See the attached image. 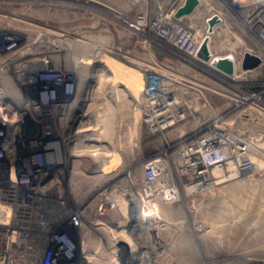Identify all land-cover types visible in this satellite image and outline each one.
Returning <instances> with one entry per match:
<instances>
[{
  "label": "rangeland",
  "instance_id": "rangeland-1",
  "mask_svg": "<svg viewBox=\"0 0 264 264\" xmlns=\"http://www.w3.org/2000/svg\"><path fill=\"white\" fill-rule=\"evenodd\" d=\"M179 1L0 0V33L10 34L16 40L21 37H30V34H33L31 30L39 34L53 32L57 35L67 36V33H70L69 38L74 41H78L82 36H86L87 40L99 38L97 47H86L85 60L95 66L86 68V77L98 81L99 85L88 86L90 90H87L85 95L86 111L83 117L86 118V126L91 125L96 129L94 132L96 136L101 135L109 124L111 128V140L107 138L104 142L103 140L97 142L98 145H107L111 149L109 154L102 152L103 160H99L102 165L92 163L95 159L93 158L91 161L92 154L90 156L89 154L83 155L86 168L90 169L86 170L87 177L94 178L92 183L86 179L88 184L84 196L78 195L77 189L80 184L85 186L86 182L81 178L75 183L72 182L74 179L69 176L76 162L71 157L67 158L66 173L62 171L66 177L64 182L66 181L67 184L70 181L69 187H67L69 197L65 202V209L60 206L64 202L60 195L62 185L60 182L62 183V181L57 180L56 185L52 189L49 188L52 179H47L46 170L41 176H37L33 182L34 186H20V181L11 178L0 179V193L4 189V196L1 198L2 205L6 204L9 214L16 216V218H10L11 222L8 221V225H2L0 222V233L9 234L10 237L0 236V262H3L1 258H4L5 264H13L17 257L21 258L24 255L27 260L32 254L25 249L32 246L38 257L34 254L36 258H33V262L35 264H140L148 257L151 261H149L150 264L179 263L174 254V208L179 210L180 207L182 216L190 218L189 205L192 204V198L188 196H183L181 205H166L162 208V217L170 223V226L167 231L161 234L162 241H156L158 244L152 239L146 241L138 234L139 232L132 233L126 227L108 224L107 228L103 226L104 229H100L95 226L96 220L104 222L100 217H96L99 196L102 195L103 201H117L121 211L124 208H126L125 210L130 209L131 195L140 189L144 164L174 150L170 149L173 144L169 146L165 138L153 135L145 127H140L138 98L141 86H139V82L142 78V70L152 76L160 69L159 66L173 64V62H177L178 58L188 62L189 58L167 46L150 30L139 32L130 24L136 25L140 15L145 13H149V19L153 20L157 12L160 10L172 11ZM199 19L198 17L196 22H199ZM32 43L30 41L28 44ZM47 56H55L59 59H54L55 63L53 62L48 69L38 67L36 71L34 70L38 82L35 86L28 84L33 89L37 88L44 80L55 77L61 72L68 71L73 79L77 77L76 68L63 66L60 61L63 58H67V61L76 59L77 56L73 51L65 52L62 48L54 47L49 52L40 55V58L48 59ZM32 70L30 68L22 69L26 74L28 73V75L22 76V86L26 87L24 85L27 84L26 77L30 78L34 74ZM30 71L32 75H30ZM255 82L264 86L263 81ZM249 83L252 82L227 81L226 83L221 82V85L227 86L231 91L243 97L248 91L246 85ZM70 87L72 89V86ZM119 92L124 93L123 97L117 96ZM220 98L218 103L228 106L229 101ZM45 102L44 99L42 102L33 96L20 102L24 114L22 123L31 126V130L28 133L26 131L18 133L21 138L18 140L23 143L24 149L16 155L17 160L18 158L23 159L24 152L30 151L27 148L28 141H37L39 145L37 148L40 150L41 146L46 145L45 141L49 137L60 138L65 135V130H62L61 126L62 121L67 118L65 115H68L69 110L71 114L72 110L78 108L76 105L75 109L72 108L76 100H71L67 108L60 107L54 110L46 107ZM233 104H229L230 106L224 113L226 120L234 119L237 114L239 115L244 112L242 110L249 107L246 105L236 108ZM262 105L264 106V94ZM94 111H96V117L86 116V113H94ZM52 112L54 116L51 114ZM88 117H91L89 119L91 122L87 120ZM77 118L70 116V124L72 125ZM90 132L93 134L91 130ZM49 133L50 135H47ZM67 141H75V132L70 131L66 134V143ZM262 141L260 147L264 150V138ZM64 151L68 153L66 147ZM13 158L9 160L13 161ZM38 158V156H34L32 159L25 160L29 164L32 163L31 161L37 164V162H41ZM261 164L264 166V162L261 161ZM30 165L23 164L21 168L27 169ZM106 168L107 172L104 174ZM96 171H99L98 174ZM98 175L110 177L102 185L95 187ZM257 177L251 182L256 185L255 187L264 190V175ZM22 181H28V177H23ZM15 200L18 202L16 203ZM19 200L23 201V206ZM197 200L199 199H193L195 201L193 215L197 219L206 220L204 211L196 203ZM116 215L118 218L122 217L120 211ZM47 220L51 222L49 226L43 224ZM110 228L111 232L114 230L112 234L109 233ZM122 233H125L126 236ZM21 239L28 240L29 244L21 245ZM64 242L65 246L63 245L61 248ZM141 257L144 258L141 259Z\"/></svg>",
  "mask_w": 264,
  "mask_h": 264
},
{
  "label": "built area",
  "instance_id": "built-area-1",
  "mask_svg": "<svg viewBox=\"0 0 264 264\" xmlns=\"http://www.w3.org/2000/svg\"><path fill=\"white\" fill-rule=\"evenodd\" d=\"M198 1V6L190 15L176 17L177 11L186 3V0H180L172 11L160 10L153 20L149 19V13H145L140 15L136 25L130 24L139 32L150 30L156 38L189 59L185 62L178 58L173 64L159 66L160 69L152 76L147 73L142 76V87L138 98L139 123L153 135L165 138L169 146L173 144L170 149L174 150L144 164L140 189L131 195L130 209L123 212L117 201H103L102 195L99 196L96 217H100L104 222L96 220L95 226L100 229L103 225L107 227L108 224L126 227L132 233L139 232L138 234L146 241L152 239L158 244L156 241L161 240V234L170 226V223L162 217V208L166 205H181L183 196H188L192 198V204L189 205L190 218L185 216L184 218L189 222L190 230L197 235H212L213 226L206 220L194 217L195 201L193 199L202 200L221 186L264 175V166L261 164V161L264 162V150L260 147L264 132L256 133L250 129L236 128L226 120L225 112L218 116H206L212 109L213 97H222L229 101V104L234 103L236 108L248 105V108L242 110L244 112L253 110L264 114L262 105L264 86L249 83L246 85L248 91L242 97L227 86L221 85V82L227 81L239 83L243 73L254 70V68L244 69L247 55L260 61L258 67L264 66V0ZM198 17L199 22H196ZM35 34L39 41H43L40 42L41 49L34 52V55H42L43 52L47 53L55 47L39 33ZM67 40L74 42L69 37ZM206 40L211 56L209 61L199 57L200 49ZM145 42L148 43V41ZM31 45L36 43L27 44L26 47ZM0 46L5 51V54L0 55V63L3 66L17 61L23 50L19 48L18 40L11 35H6ZM62 50L67 48L62 47ZM47 57L42 67L45 69L50 68L48 61L59 59L55 56ZM228 57L233 59L234 75H229L214 65L215 60ZM179 66L187 71H180ZM36 69H33L32 73ZM26 82L27 85L35 86L38 82L37 74L34 73ZM76 88L75 80L66 71L44 80L37 88L35 87L34 91L37 95L36 99L42 102L44 99L46 101L44 105L54 110L69 107L70 101L74 99ZM3 95L0 89V162H12L9 159L14 157L13 161H17L16 155L19 152L11 146L18 140L16 135L20 127L26 124L22 123L24 114L20 105L21 100L6 102ZM9 108H13V111L10 112ZM29 108L31 109V105ZM203 115L205 117L202 120L200 117ZM194 122L198 124L193 128H186ZM14 127L16 128L12 130ZM6 129L13 132L6 133ZM63 129L68 134L67 127L62 126ZM170 132H176L178 137L175 140H169ZM66 134L60 138L48 136L46 145L41 146L42 149H40L47 154L37 152L30 157L32 159L38 156L39 162H47V167L56 165L55 168H62L60 173L51 177L52 182L48 186L52 189L57 180L62 181L60 195L67 193L62 203L68 201L69 197L67 192L69 182L67 184L66 181L64 182L66 177L62 172H65L64 167L68 161L63 151L66 145ZM31 142L32 148L38 150V142ZM31 162L30 165L26 160L23 161V164L30 165L24 169L27 170V174L12 178L20 181V186H34L33 182L37 176L44 173L41 162L37 164ZM13 170L14 167L12 172ZM23 177H28V181H22ZM3 190L0 193V209L9 214L8 206L2 205L3 202H1L4 196ZM15 202L17 203L18 200ZM19 202L23 201L19 200ZM65 207L66 205L63 208ZM119 211L122 216L120 218L116 215ZM14 217L16 218L15 215L9 214V218ZM63 245L65 246V242L61 248Z\"/></svg>",
  "mask_w": 264,
  "mask_h": 264
},
{
  "label": "crops",
  "instance_id": "crops-1",
  "mask_svg": "<svg viewBox=\"0 0 264 264\" xmlns=\"http://www.w3.org/2000/svg\"><path fill=\"white\" fill-rule=\"evenodd\" d=\"M83 32L86 33V31ZM70 35L67 33L66 37L53 32L41 33V36L55 47L66 46L77 56L76 59L67 62L68 67L73 66L77 69V77L74 79L77 88L73 99L76 102L72 108L75 109V105L78 107L77 110H72L71 114L69 110L68 115H65L67 118L62 121V126L67 127L68 133L76 132L80 127L86 126V118L83 117L86 111L85 95L87 90H90L89 85H99L98 81L86 77V68L95 66L85 60L86 47H97L99 38L87 40L86 36H82L78 41L72 42L67 40ZM179 70L187 71L182 66H179ZM143 75L144 71L142 70L141 76ZM241 81L264 82V66L243 73ZM139 86L142 87V78ZM219 100H221L219 97L212 98V109L206 116H218L226 111L227 106L224 103H218ZM91 115L96 117V111L86 113V116ZM70 116L78 117L72 125L69 121ZM204 117L205 115L200 118L203 120ZM227 121L238 129H250L256 133L264 132V114L253 110L239 113L234 119H227ZM196 124L198 122L190 123L186 128H193ZM177 137L176 132H170L168 135L169 140H175ZM65 147L68 149L67 158L71 157L76 162L69 178H73L74 181L85 178L84 182H86L88 168L85 164V155L75 154V141L67 142ZM90 159L92 161L93 157ZM92 163L101 165L96 158ZM96 172L98 174L99 171ZM251 180H256V178L243 179L221 186L212 194L196 202L204 211L206 221L214 228L212 235L194 234L189 228V222L182 216L181 208L179 207V210L174 208V254L175 259L179 260L178 264H264V190L255 187L256 185ZM87 184L88 182L85 183V186L80 184V187L86 189ZM94 186L98 187V185Z\"/></svg>",
  "mask_w": 264,
  "mask_h": 264
},
{
  "label": "flooded vegetation",
  "instance_id": "flooded-vegetation-1",
  "mask_svg": "<svg viewBox=\"0 0 264 264\" xmlns=\"http://www.w3.org/2000/svg\"><path fill=\"white\" fill-rule=\"evenodd\" d=\"M31 32L33 34H30V37H21L20 39H18V43H19V48L23 49L21 51V53L19 54V58L17 61L10 63L8 65L3 66L0 63V89H2L3 91V98L6 102H17L19 100H23L26 99L30 96H33L34 98H37V95L33 89L32 86H27V84H24L26 87L22 86L21 80H22V76H25L26 72L22 71V69H26V68H30V69H36V68H42L44 67V63H45V59L42 57L40 58V55H34V52H38L40 46L42 47V43L40 44V42H42L43 40H38L37 35L35 34L36 31L31 30ZM6 35H10V34H6V33H0V41H3V38ZM32 41L34 43H36V45H31L30 47H26V45ZM0 42V43H1ZM65 52H70V50H64ZM44 53V52H43ZM1 54H5V51L3 50V48L0 46V55ZM29 58V59H27ZM35 58H38L37 60H35ZM61 61V65L63 66H67V58H63ZM59 61V62H60ZM50 64V67L52 66L51 64H53L54 60L48 61ZM55 63V62H54ZM258 68V67H256ZM255 69V68H254ZM28 75V73L26 74ZM30 75L31 71H30ZM29 77H26V80ZM258 85H261L258 83ZM263 86V85H261ZM16 127H14L12 130H14ZM31 130V126L29 125H23L20 127V129L18 130L19 133L22 131H26L27 133ZM12 133L13 131H9L6 129V133ZM17 139L19 138V135H16ZM31 140L28 141V146L27 148L30 149V151H26L24 152V158L23 159H18L17 161H3L0 162V179H8V178H15L18 175H22V174H27V170L22 169V165H23V161L27 158H30L31 156H33L35 153L37 152H42L44 155H46L47 153H44L43 151L40 150H35L32 148V144H31ZM23 143L20 140H17L15 145H12L11 148L15 149L17 152L21 153V150L24 149V147L22 146ZM65 149V148H64ZM64 151V150H63ZM65 156H67V152L64 151ZM67 158V157H66ZM12 167H14V170L16 172H12ZM41 168L45 171H47V179H51V177H54L56 175V173H60L61 172V167H56V168H52V167H47V162L46 161H42L41 162ZM64 169H66V167H64Z\"/></svg>",
  "mask_w": 264,
  "mask_h": 264
},
{
  "label": "bare ground",
  "instance_id": "bare-ground-1",
  "mask_svg": "<svg viewBox=\"0 0 264 264\" xmlns=\"http://www.w3.org/2000/svg\"><path fill=\"white\" fill-rule=\"evenodd\" d=\"M41 35V34H40ZM64 36H66V35H64ZM67 37V36H66ZM49 38V37H48ZM53 39V38H52ZM48 41V40H47ZM56 45V44H55ZM59 45V44H58ZM62 45V44H61ZM64 48H67L66 46L64 47ZM115 95V94H114ZM123 95H124V93L122 94V92H119V93H117V96L120 98V97H123ZM91 98V97H90ZM93 99V98H92ZM11 107V106H10ZM90 108V107H89ZM93 109V108H92ZM9 111L11 112V111H13V108H9ZM91 117H88V119L87 120H89ZM80 121H81V119H80ZM83 124V123H82ZM82 126V125H81ZM88 126V125H87ZM82 126V127H80L76 132H75V143H76V147H75V154L76 155H78V156H83V155H90V154H92L91 156H93V158H96V160L97 161H99V160H103V158H102V152H107L108 154L111 152V149L109 148V146H107V145H103V144H97V142H99L100 140H103V142L108 138L109 140H111V136H110V133H111V128H110V124L107 126V128H106V130L105 131H103V133H101V135H98V136H96V134L94 133L95 132V128H93L92 126ZM92 131L93 132V134L90 132L89 133V131ZM107 157V156H106ZM105 161V160H104ZM100 162V161H99ZM106 162V161H105ZM103 163V162H102ZM101 164V163H100ZM104 164V163H103ZM84 165V164H83ZM92 165V164H91ZM102 165V164H101ZM107 165V164H106ZM105 167V166H104ZM108 167V166H107ZM89 168V167H88ZM90 170V169H89ZM88 170V171H89ZM106 172H107V168H106V170H104V174H106ZM97 176V175H96ZM109 177L110 176H108V175H101V176H99V177H97V179H96V182H97V184L96 185H102L105 181H107L108 179H109ZM76 179V178H75ZM85 179V178H84ZM87 180H91L92 182H94V178H86ZM88 181V182H89ZM90 181V182H91ZM73 183H75V181H72ZM91 182V183H92ZM102 187V186H101ZM78 191H79V194L78 195H80V196H83L84 194H85V188L84 187H79L78 189H77ZM92 191V190H91ZM81 192V193H80ZM77 195V196H78ZM61 196H63L62 198H63V200L62 201H64V196L65 197H67V193H65L64 195H61ZM72 199V198H71ZM78 202V201H77ZM66 205V203H61V205L60 206H62V207H64ZM125 209L126 208H124L123 209V211L125 212ZM50 218V217H49ZM0 221L1 222H3V223H5L6 225H7V222L8 221H10V218H9V214L7 213V211H5V210H3L2 208L0 209ZM43 224L45 225V226H49L50 224H51V222H50V220H47V222H43ZM22 226H24V224H21ZM104 226V228H105V225H103ZM103 227L101 228V229H104ZM107 228V227H106ZM113 231L114 230H112V232H111V228L109 229V233L110 234H112L113 233ZM123 235H125L126 236V234L125 233H122ZM0 236H5V238H10L9 237V234H1L0 233ZM41 239H43V237H41ZM21 241V245H26V244H29V241L28 240H26V239H21L20 240ZM25 250H28V251H30V253L32 254V255H29V259L27 258V260H26V257H17L16 259H15V262L13 263V264H35L34 262H33V258H36L37 256V254H36V251H35V249L34 248H32V246H30V247H27ZM34 254H35V256H34ZM144 256V255H143ZM145 258H147V256H144ZM144 257H141V259L142 258H144ZM38 258V257H37ZM139 258V257H138ZM2 260H3V262H0V264H5V261H4V258H1ZM22 261H26V262H22ZM150 260H149V257L147 258V259H144L143 261H141L140 262V264H150V262H149ZM11 264V263H10ZM110 264H115V263H110Z\"/></svg>",
  "mask_w": 264,
  "mask_h": 264
},
{
  "label": "water",
  "instance_id": "water-1",
  "mask_svg": "<svg viewBox=\"0 0 264 264\" xmlns=\"http://www.w3.org/2000/svg\"><path fill=\"white\" fill-rule=\"evenodd\" d=\"M199 1L198 0H186L185 5L180 8L177 13L176 17H182L192 14L196 7L198 6ZM199 57H201L205 61H209L211 59V56L208 51L207 47V40L203 43L200 52ZM214 65L221 69L222 71L226 72L229 75H234V63L233 59L231 57L225 58V59H217L214 61ZM260 65V61L255 58L251 57L250 55H247L244 61V69H253Z\"/></svg>",
  "mask_w": 264,
  "mask_h": 264
}]
</instances>
